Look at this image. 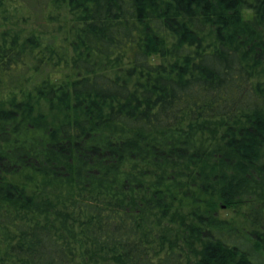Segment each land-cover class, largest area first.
<instances>
[{
    "label": "trees",
    "instance_id": "16d2710c",
    "mask_svg": "<svg viewBox=\"0 0 264 264\" xmlns=\"http://www.w3.org/2000/svg\"><path fill=\"white\" fill-rule=\"evenodd\" d=\"M72 235L264 264V0H0V264H80Z\"/></svg>",
    "mask_w": 264,
    "mask_h": 264
},
{
    "label": "rangeland",
    "instance_id": "374dc122",
    "mask_svg": "<svg viewBox=\"0 0 264 264\" xmlns=\"http://www.w3.org/2000/svg\"><path fill=\"white\" fill-rule=\"evenodd\" d=\"M34 18L32 25L35 28H42L46 33L49 31V28L45 26L44 19V11L42 9H33ZM218 215L220 218L233 220L234 223L240 227L247 226L246 221L243 216H239L237 213L233 211L232 208H227L226 206H222L219 208ZM73 245L76 251V259L80 262V264H116L111 261L102 260L99 257H95L94 253L89 246V244L85 243L84 240L79 235H72Z\"/></svg>",
    "mask_w": 264,
    "mask_h": 264
}]
</instances>
